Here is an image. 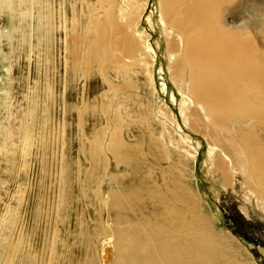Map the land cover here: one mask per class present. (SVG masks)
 <instances>
[{
	"label": "rangeland",
	"instance_id": "obj_1",
	"mask_svg": "<svg viewBox=\"0 0 264 264\" xmlns=\"http://www.w3.org/2000/svg\"><path fill=\"white\" fill-rule=\"evenodd\" d=\"M146 1L138 28L140 35L145 33L150 43L152 53L146 51L149 56H140L148 58L150 70L149 73L143 70L141 64L136 67L140 68L135 69L136 72L129 71L128 79L133 80L135 87L137 84L140 86L136 90L129 87L118 91V97L114 95L115 86L125 84L123 76L112 75L115 86L111 89L104 85L99 74H94L92 78L80 76V81L79 78L76 81L70 79L64 45L61 43L56 49L55 59L45 56L44 51L40 56L34 18L30 25L23 17L25 7L18 6L17 13L8 8L0 9V264H28L29 257L37 256V252L42 254L43 264H75L87 258H96L99 264H105L102 260L104 247L105 242L111 240V232L98 234L95 239L97 246H89L82 232L88 230V237L91 236L101 226V220L108 230L138 227L148 209L128 211L123 219H118L121 211L117 209L109 213L107 201L110 203L109 199L120 193L122 186L138 183L142 177L135 178V171L121 160H116L106 149L99 158L91 151L92 144L100 145L95 141L100 136L104 138L102 143L106 141L110 144L115 135L121 134L123 143L137 147L148 137L147 133L153 131L164 144L158 123L164 119L158 111L162 105H165V110L161 112L170 115L172 109L180 127L172 125L171 131L179 136H190V143L183 144L187 154L180 155L173 146L166 148L174 159L179 156L185 158L180 161L186 162V165L179 163V166L184 168L186 184L196 196L198 212L207 217L217 236L234 241L251 262L264 264V203L237 171L231 172L230 183H223L212 164L217 148L211 151L212 146L205 134L185 126L179 108L183 93L171 79L167 68L169 56L166 52L170 44L159 12L160 1ZM224 16L230 28L239 29L248 24L255 45L264 44V0H238L225 7ZM109 102L114 107L121 102L117 109L122 123L118 126L111 124ZM141 103H145L147 113L152 112L145 129L140 128L142 115L138 111ZM176 140L181 141L180 137ZM117 146L113 147L116 149ZM143 150L144 166L153 157L145 147ZM95 156L100 163L108 164L104 175L98 172L96 176L100 180L93 179L96 181L94 184L84 177L83 182L78 180L76 165L90 169V160ZM168 164V161H162L155 168L160 165L161 169ZM64 166L72 171L65 170ZM158 172L161 171L157 170L154 174ZM64 179L73 196H68L61 189ZM59 194L69 202L67 206L59 208ZM227 244L223 245L228 248ZM108 259L109 264H115L114 256Z\"/></svg>",
	"mask_w": 264,
	"mask_h": 264
},
{
	"label": "bare ground",
	"instance_id": "obj_2",
	"mask_svg": "<svg viewBox=\"0 0 264 264\" xmlns=\"http://www.w3.org/2000/svg\"><path fill=\"white\" fill-rule=\"evenodd\" d=\"M159 1V12L164 20L163 29L170 44L166 52L169 56L167 68L171 79L183 93L179 108L185 126L205 134L212 146L211 151L217 148L213 153L212 164L214 172L223 183H230L233 177L231 172L237 171L249 189L264 203V44L255 45L248 24L233 29L225 23V7L238 0ZM147 2L0 0V9L3 11L8 8L17 13L15 11L18 6L25 7L23 17L28 19L30 25L34 18L40 56L44 51L45 56L55 59V51L62 43L67 53L65 63L70 79L76 81L80 76L92 78L94 74H99L104 85L107 84L111 89L115 86L112 83V75L123 76L126 79L125 84L117 85L116 90L114 89V95L117 96L125 88L132 87L136 90L140 86L137 84L135 87L133 80L128 79L129 71L139 70L140 68L136 67L141 64L143 70L148 73L150 70L148 58L140 57L143 54L150 55L147 54L151 52L150 43L145 33L140 35L138 28ZM151 56L154 57L152 54ZM110 103L108 112L111 113V124L118 126L122 123V116L117 109L121 102L114 104L115 107ZM140 105L142 107L137 110L142 115L140 128L145 129L152 112L147 113L145 103ZM164 110L165 105L158 109L164 118L158 122L164 144L155 137L153 130L152 133H147L148 137L145 141H140L137 147L123 143L121 134L115 135L113 140L116 141L107 143L109 146L106 141L102 143L103 136L95 140L101 143L100 145L92 144L91 151L99 158L106 149L116 160L130 166L135 171V178L142 177L138 183L136 181L134 184L122 186L120 193L114 194L109 199L110 203L107 201L109 213L112 209H117L121 211V217L118 219H123L128 211L144 207L148 210L143 214L141 225L138 227L126 226L120 230H108L100 219L99 230H94L91 236L88 237V230L82 232L85 234V242L89 246H97L95 239L98 234L103 231L111 232V240L105 242L104 247L102 260L105 264H109L107 259L112 256L115 264H255L240 252L234 241L228 240L227 244L228 241L222 236H217L207 217L198 212L196 196L186 184L184 168L179 166V163L186 165V162H182L185 158L179 156L174 159L168 153L169 146H173L180 155L185 154L183 144L190 143V136H179L175 131L173 133L172 125L178 129L180 127L172 109L170 115L161 112ZM152 128L155 130L154 124ZM177 137H180L182 142L176 140ZM114 145H118L116 149ZM143 147L153 157V160H147L144 166ZM98 157H91L90 169L76 165L75 175L79 177L78 180L83 182V177L91 181L97 180L98 172L104 175L108 164L100 163ZM181 158L183 159L180 161ZM162 161H168V166L160 169L159 165L155 168V165ZM64 169L72 171L68 166H64ZM157 170L161 172L155 175ZM63 182L61 189H64L68 196L71 195L73 192L68 190L65 179ZM92 182L94 184L96 181ZM68 203L62 196L58 206L65 207ZM223 244H227L229 249ZM36 254L38 257H29L28 264H43L42 254ZM98 261L96 258H87L84 262L75 264H99Z\"/></svg>",
	"mask_w": 264,
	"mask_h": 264
}]
</instances>
